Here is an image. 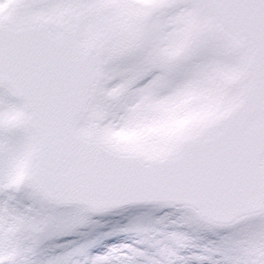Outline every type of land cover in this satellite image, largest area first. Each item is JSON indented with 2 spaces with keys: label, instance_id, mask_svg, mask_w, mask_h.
Wrapping results in <instances>:
<instances>
[{
  "label": "snow or ice",
  "instance_id": "6c2138e0",
  "mask_svg": "<svg viewBox=\"0 0 264 264\" xmlns=\"http://www.w3.org/2000/svg\"><path fill=\"white\" fill-rule=\"evenodd\" d=\"M131 209L122 256L70 239ZM45 246L264 264V0H0V264Z\"/></svg>",
  "mask_w": 264,
  "mask_h": 264
},
{
  "label": "rangeland",
  "instance_id": "374dc122",
  "mask_svg": "<svg viewBox=\"0 0 264 264\" xmlns=\"http://www.w3.org/2000/svg\"><path fill=\"white\" fill-rule=\"evenodd\" d=\"M141 2L145 6L152 5L155 0H141ZM176 111L181 110L182 104H177ZM200 118V114H188L183 117L181 120L177 121L180 125H188L195 121L196 119ZM144 210L138 209H131L125 212L111 214L105 217H97L100 221L99 225L85 228L82 230L84 235H75L70 239L76 241L77 244H84L87 242L95 241L93 247L89 249L90 256H103L97 252L96 245L100 242L111 241V244H116L117 248L119 249L114 253L115 256H122L125 252V246H135L137 242L141 239V237L135 233L134 231H121V229L127 228L133 223L136 222V219L142 215ZM158 215V214H157ZM169 230H173V226H169ZM56 243H64V241H56ZM67 248H51L49 246H45V248L37 254V256L33 257V264H47L48 259L52 255L61 254L66 252ZM113 250V249H112ZM111 250V251H112ZM109 246L107 247L106 254L109 252ZM81 259V264H83V258ZM119 264V262H117Z\"/></svg>",
  "mask_w": 264,
  "mask_h": 264
},
{
  "label": "bare ground",
  "instance_id": "6f19581e",
  "mask_svg": "<svg viewBox=\"0 0 264 264\" xmlns=\"http://www.w3.org/2000/svg\"><path fill=\"white\" fill-rule=\"evenodd\" d=\"M108 246H109V251H111L112 249H116L117 252L120 253L116 244L113 243L112 245L111 241L100 242L99 244L96 245L95 249H97V252H99L100 254L105 255Z\"/></svg>",
  "mask_w": 264,
  "mask_h": 264
},
{
  "label": "clouds",
  "instance_id": "9594fccd",
  "mask_svg": "<svg viewBox=\"0 0 264 264\" xmlns=\"http://www.w3.org/2000/svg\"><path fill=\"white\" fill-rule=\"evenodd\" d=\"M134 138V134H126L124 139L126 140H132Z\"/></svg>",
  "mask_w": 264,
  "mask_h": 264
}]
</instances>
